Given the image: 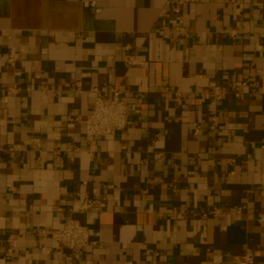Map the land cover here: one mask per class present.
I'll return each instance as SVG.
<instances>
[{
	"label": "crops",
	"instance_id": "crops-1",
	"mask_svg": "<svg viewBox=\"0 0 264 264\" xmlns=\"http://www.w3.org/2000/svg\"><path fill=\"white\" fill-rule=\"evenodd\" d=\"M260 213L264 0H0V264H264ZM70 216L87 254L42 236Z\"/></svg>",
	"mask_w": 264,
	"mask_h": 264
},
{
	"label": "built area",
	"instance_id": "built-area-1",
	"mask_svg": "<svg viewBox=\"0 0 264 264\" xmlns=\"http://www.w3.org/2000/svg\"><path fill=\"white\" fill-rule=\"evenodd\" d=\"M16 57V55H11L9 61L13 63ZM245 84L246 82L244 81L242 85ZM219 89L220 87H216V90ZM103 90L101 89V92ZM11 91H13V88H11ZM113 92L112 97L103 95L102 93H99L95 97L94 105L85 120L88 140H93L98 135H116L129 125L130 112L127 97L119 90L114 89ZM105 199L106 197L95 190L92 196H84L79 210L87 212L93 209H100L106 205ZM212 213L217 215L218 211L214 210ZM183 214L184 211H181L177 215L182 216ZM258 222L264 226V213L259 214ZM42 236L44 238L49 236L56 242L66 244L70 249L78 250L81 254H87L91 244L89 228L72 216L65 219L62 227L59 229L51 231L43 230ZM252 261L253 257L251 255H245L241 264H250Z\"/></svg>",
	"mask_w": 264,
	"mask_h": 264
}]
</instances>
